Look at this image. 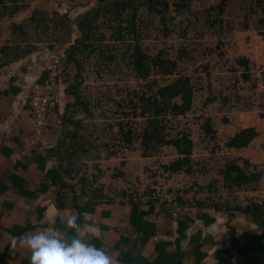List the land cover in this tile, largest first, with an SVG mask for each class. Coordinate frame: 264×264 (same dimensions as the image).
<instances>
[{
    "label": "trees",
    "instance_id": "trees-1",
    "mask_svg": "<svg viewBox=\"0 0 264 264\" xmlns=\"http://www.w3.org/2000/svg\"><path fill=\"white\" fill-rule=\"evenodd\" d=\"M96 1L98 8L92 9L75 19L69 18L67 13L50 12L48 16L45 11L33 9L29 16L19 24H7V34L3 36L0 32L1 57L5 60L20 59L34 52V47H22V44L31 41V38H34L33 46H35L36 43L44 42L49 37H53L50 41L51 45L45 48L48 51L57 49V47H52V44H57L66 29L73 26L76 32L80 33V37L72 41L66 40L62 54L63 61L67 65H72L74 76L78 79L84 63L94 54L105 65L116 61L114 47L101 48L93 45L92 38L98 28L99 11L111 15V20L106 22L105 26L112 31L111 36L122 41L124 35L137 39L136 35L140 31L139 26L147 25V18L150 15H159L163 19L165 8H167L164 2L173 1L172 4L179 12L197 0ZM254 1L261 8L263 14L262 18L255 21L256 27L262 28L264 24V0ZM226 2L227 0H218L214 7L218 12L216 22L224 12ZM26 7L23 0H0V21L12 19L14 15L22 12ZM244 19L246 18L244 17ZM135 20H138L139 23L136 24ZM217 24L221 26L220 21ZM244 25L246 27V23ZM259 34L264 35V33ZM100 38H104V35L100 34ZM122 53V62H124L129 76H134L145 82L142 89L132 91L125 89L129 113L125 111L126 108L120 111V103L113 105V108L114 106L118 107L111 115L115 123L106 124V129L117 127V132L122 135V143H100L102 140L96 134L98 131L96 125H83L81 121L73 120L67 116V112L75 107H80V110L88 118H94L87 107L88 104L82 101L81 89L79 87L74 89L72 85H69L63 94L67 93L71 97L72 103H66L62 106V115L57 112L59 125L54 142L44 146L41 144V137L37 146L24 154L25 159L35 163L36 168L41 172L36 191L25 188L24 179L15 175L9 177L11 184L18 189L19 195L33 197L36 192L44 193L48 190L51 191L52 203L55 208L75 206V214L79 215L78 223L81 226L83 223L82 212L89 208L78 207V202L83 200L84 196L89 197L88 202L91 205L89 209L91 210L92 205L103 200L111 202L113 199H117L115 196H102L101 189L87 190L88 183L85 177L78 176L79 164H83L93 154L99 155L100 145H105L108 148L110 145L113 146L107 150L105 154L107 158L117 154V150H114L115 147L130 148L133 141L139 145L142 157L151 158L158 154L162 147L171 146L174 148L176 156L171 162L163 165L169 171L168 173L192 175L196 172L194 170L196 163H193L192 160L194 159L192 157L194 145L189 132H184V130L176 131L175 134L171 132V121L192 110L194 91L190 77L180 76L169 83H160L176 71L177 61L168 59V56L162 52L156 55L150 53L147 49L140 47L138 42L132 47L124 48ZM233 63L242 67L244 71L240 75L241 80L244 83L254 81L251 87H261L264 96V70L258 71L260 76L254 80L250 76L252 67L250 58L239 56L235 58ZM232 71L233 68L230 69V72ZM46 76L47 74L43 72L38 81L41 82ZM78 80L81 83L82 80ZM208 99H211V96ZM101 104L102 99L95 102V106L98 108H101ZM222 104H226L225 98ZM56 108L57 102L54 110L58 111ZM112 109L105 111L101 109L100 116L105 117V113H111ZM116 116L119 118H115ZM125 118L130 120L140 118L145 119V121L132 132L131 127L126 126L127 122L121 121ZM226 122L227 119H224V125ZM52 128L54 129V127ZM85 128L90 129L87 135ZM201 128L204 138L210 142L216 141V127H214L210 117L204 118ZM259 135L260 131L256 126H241L223 140L222 147L227 152L244 151ZM260 147L264 149V143H261ZM225 159V163L219 166L218 170L216 169V177L212 176L207 182L193 183L190 199H186L182 195L187 190L178 189L177 195L171 201L166 199L158 201V198L150 195L153 192L151 189H147L139 195L133 194L132 190L126 195L128 190H123L118 195L120 196L118 199H125L131 206L128 223L132 234L122 233L121 239L115 246V249L119 251L118 263L186 264V261L188 264H205L206 253L203 248L208 246L224 256L219 257L217 264H264V199L246 198L244 203L236 201L237 192L248 189L255 191L259 190L262 185L264 186V181L261 180V177H264V167L262 168V163H255L242 156ZM45 161H49L47 165H45ZM123 163L124 161H121V164ZM120 173L123 174V172ZM5 190L6 187L0 182V192ZM224 192L228 193L229 198L226 194L224 198ZM143 195L149 197L144 202ZM157 204H159L160 213L168 222H171V218L177 215V237L173 242L159 241L154 243L150 258H147L142 256V251L149 241L160 232L168 235L172 233L169 226L162 231H157L155 222L150 221V216L156 217L158 215L155 211ZM210 213L224 215L227 223L239 215L254 229L238 233L226 224L230 231V235L227 237L229 246L220 250L224 243L214 242L208 233H204V228H207L214 221ZM199 222L200 226H198ZM64 224L58 220L53 223L61 230H64Z\"/></svg>",
    "mask_w": 264,
    "mask_h": 264
},
{
    "label": "rangeland",
    "instance_id": "rangeland-1",
    "mask_svg": "<svg viewBox=\"0 0 264 264\" xmlns=\"http://www.w3.org/2000/svg\"><path fill=\"white\" fill-rule=\"evenodd\" d=\"M23 1L27 7L13 16L15 22H12L11 19L0 21V32L3 36L7 34V24H19L29 16L33 9L45 11L48 16L50 12L67 13L69 18L75 19L92 9L98 8L96 0ZM254 2V0H227L224 12L221 18L218 17L217 20V22H221V26H219L216 22L218 12L214 8L218 0H197L179 12L172 4L173 1H166L164 5L167 8H165L163 19L159 15H150L147 18L148 24L139 26L140 31L136 35L137 39L124 35L122 41L111 36L112 31L105 26L106 22L111 20V15L99 11L98 28L92 38L93 45L101 48L114 47L116 61L105 65L94 54L93 57L86 60L81 69L78 78L82 80L81 83L75 78L72 65H67L63 61L62 54L66 40L72 41L80 37V33H77L73 26L66 29L57 44H52V47H57V49L48 51L45 48L51 45L50 41L53 37H49L44 42H38L35 46H33L34 38L22 44V47H34V52L42 56L44 63L40 75L45 72L47 76L41 83L48 80L53 97L57 102L58 111L52 110L46 130L48 132L54 127L52 143L59 125L57 112L60 115L62 106L66 103H72L71 97L67 93L63 94L69 85H72L74 89L78 87L81 89L82 101L88 104L87 107L94 118H88L80 110V107H75L67 112V116L73 120L81 121L83 125H96L98 127L96 134L102 140L100 143H122V135L117 132V127L106 129V124L115 123L111 115L114 110L118 109L116 106L113 108L116 103H120V111L126 108L125 111L129 113L125 89H129V91L139 90L145 85V82L140 79L129 76L125 64L122 62L124 48L132 47L136 42L150 53L156 55L162 52L168 56V59L177 61L176 71L160 83H169L180 76L190 77L194 91L192 110L171 121V132L172 134L179 130L189 132L194 145L192 151L194 159L192 160L193 163H196L194 167L196 172L192 175L168 173L169 171L163 165L171 162L176 156V152L171 146L162 147L161 151L151 158L142 157L139 145L133 141L130 148L115 147L114 150H117V154L107 158L105 154L113 146L110 145L108 148L105 145H100L99 155L93 154L92 157L87 158L83 164L78 166L80 170L78 176L85 177L88 183L87 190L101 189L103 194L115 196L118 199L120 197L118 195L123 190H128L126 195L129 194L130 190L133 191V194L139 195L145 190L151 189L153 192L150 195L158 198V201L164 199L171 201L179 189L187 190L182 195L184 198L190 199L193 183L207 182L212 176L216 177V169L218 170L219 166L225 163V158L243 154L251 159V155H253V162L262 163V168L264 167V151L260 147L261 143H264L263 91L259 86L252 88L251 84L254 83L252 80L244 83L240 78L241 73L244 72L242 67L233 63L235 58L239 56L250 58L252 61L250 76L254 80L260 76L258 71L264 70V35L259 34L264 33V24L260 28L256 27L255 23L262 18L263 14L261 8ZM212 8L214 10H211ZM103 21L105 22L103 23ZM135 23L137 24L139 21L135 20ZM244 23H246V27ZM100 34H103L104 38H100ZM231 68H233L232 72H230ZM38 79L32 83H40ZM31 84L26 85V91ZM209 96L211 99H208ZM224 98L226 100L225 105L222 104ZM99 99H102L101 108L95 106V102ZM101 109L102 111L112 109V111L111 113L106 112L105 117H102L100 116ZM206 117H210L214 127H216V141L210 142L203 136L201 126ZM115 118L119 117L116 116ZM224 119H227L225 125ZM121 121L127 122L126 126L131 127L133 132L136 127H139V124H143L145 119L130 120L125 118ZM246 125L256 126L260 131L259 137L249 144L245 152H227L222 147L223 140L238 127ZM89 131L90 129L85 128L86 135ZM121 161L124 163L121 164ZM225 194L228 193H223L224 198ZM227 196L229 198V195ZM143 197V202L149 198L147 195H143ZM236 197V201L239 203H244L246 198L262 200L264 199V186L262 185L259 190L255 191L248 189L237 192ZM156 213L158 215L153 219L158 216L164 218L163 214L160 213L159 204L156 206ZM176 216L174 215L171 218L172 222H169L170 230L176 228L175 223H173ZM227 224L228 227L234 228L238 233L254 229L239 215ZM228 227L217 235V239L221 242L225 231L227 237L230 235ZM228 246V242L225 241L223 247ZM222 256L220 253L219 257Z\"/></svg>",
    "mask_w": 264,
    "mask_h": 264
},
{
    "label": "crops",
    "instance_id": "crops-1",
    "mask_svg": "<svg viewBox=\"0 0 264 264\" xmlns=\"http://www.w3.org/2000/svg\"><path fill=\"white\" fill-rule=\"evenodd\" d=\"M14 19L15 17L11 21L15 22ZM42 60V56L36 52L20 59L5 60L0 55V182L6 187L5 191L0 192V264H28L30 262V252L19 247L14 249L11 246L13 236L46 228L53 225L56 220L63 224L70 215L76 213L75 206L55 208L51 191L48 190L44 193L36 192L33 197L19 195L18 189L9 180L11 175L24 179L25 188L31 191H36L37 182L40 180L41 172L36 168L35 163L25 159L24 154L28 150L22 149L21 142L31 130L29 111L25 101L26 85L39 78L43 69L44 61ZM52 131L54 129L44 132L42 145L52 143ZM241 156L249 159L246 155ZM252 156V160L249 159L251 161H253ZM48 162L45 161V165ZM101 194L107 196L102 192ZM88 199V196H84L83 200L78 202V207L90 208ZM89 208L83 209L82 212V227L86 226L85 238L88 242L97 244L95 246L100 244L99 247L105 248L117 258L119 251L115 249V246L121 239L122 233L132 234L128 223L130 204L125 199L115 198L111 202L103 200L92 205V210ZM210 215L214 221L204 228V233H208L214 242H221L217 239V235L227 229V220L219 213H210ZM153 218L154 216H150V221L155 222L157 231L168 228L167 220L159 216L156 219ZM96 229H99L98 235ZM225 241H227L226 231L222 243L225 244ZM151 242L150 240L144 247L143 257L150 258L153 248ZM203 251L206 253L205 264H217L220 253L218 254L208 246H205ZM185 263L188 264L186 261Z\"/></svg>",
    "mask_w": 264,
    "mask_h": 264
},
{
    "label": "clouds",
    "instance_id": "clouds-1",
    "mask_svg": "<svg viewBox=\"0 0 264 264\" xmlns=\"http://www.w3.org/2000/svg\"><path fill=\"white\" fill-rule=\"evenodd\" d=\"M78 220L79 215L74 214L67 218L64 230L50 225L13 236L11 246L30 252V264H118L114 254L88 242L86 226L82 227ZM96 233L99 234V229Z\"/></svg>",
    "mask_w": 264,
    "mask_h": 264
},
{
    "label": "built area",
    "instance_id": "built-area-1",
    "mask_svg": "<svg viewBox=\"0 0 264 264\" xmlns=\"http://www.w3.org/2000/svg\"><path fill=\"white\" fill-rule=\"evenodd\" d=\"M25 101L29 111L31 130L22 138L21 147L22 149L30 150L36 147L41 140L56 104L48 80L42 83H33L26 91ZM174 221L176 228L171 229L172 233L170 235L160 232L151 240V243L154 244L159 241L173 242L177 237V222L176 220Z\"/></svg>",
    "mask_w": 264,
    "mask_h": 264
}]
</instances>
